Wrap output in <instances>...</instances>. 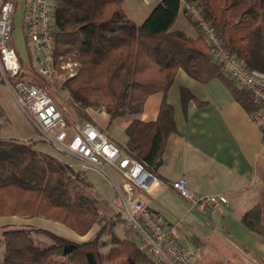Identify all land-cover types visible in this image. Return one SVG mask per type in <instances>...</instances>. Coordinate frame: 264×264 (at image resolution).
Wrapping results in <instances>:
<instances>
[{
  "label": "trees",
  "instance_id": "obj_1",
  "mask_svg": "<svg viewBox=\"0 0 264 264\" xmlns=\"http://www.w3.org/2000/svg\"><path fill=\"white\" fill-rule=\"evenodd\" d=\"M182 1L201 10L227 52L246 68L264 72V0H159L141 23L128 15L124 0H55L53 10L54 73L63 79L53 73L49 85L67 92L78 124H93L91 111L105 112L110 123L131 117L121 148L154 175L167 138L176 131L174 110L164 100L157 120L147 122L139 116L150 96L169 93L179 71L201 83L221 80L253 119L261 111L250 92L216 62L201 30L197 38H190L174 29L182 10L197 26ZM67 64L72 71L63 68ZM179 91L186 110L195 97L185 86ZM34 144L0 139V218L40 216L79 237L95 225L99 229L87 240H73L29 222L5 226L0 264H158L135 240L115 235L122 213L110 221L100 215L97 200L84 192L96 190L86 172L39 152ZM249 216L245 224L261 232ZM34 234L51 243L40 245ZM105 235L111 236V247L104 253Z\"/></svg>",
  "mask_w": 264,
  "mask_h": 264
},
{
  "label": "crops",
  "instance_id": "obj_2",
  "mask_svg": "<svg viewBox=\"0 0 264 264\" xmlns=\"http://www.w3.org/2000/svg\"><path fill=\"white\" fill-rule=\"evenodd\" d=\"M15 1L17 6L18 0ZM29 1L25 0L27 6ZM154 1L156 4L157 0ZM145 4L150 6L151 1ZM27 6L22 19L24 32ZM124 8L135 21L125 4ZM183 13L182 10L174 29L190 38H197L199 31L188 25L186 20L179 24L181 16L185 18ZM15 14L16 10L13 23ZM180 86L187 87L195 97L186 110L181 106ZM164 100L173 107L176 131L168 136L161 163L156 169L155 176L160 183L151 193L137 190L136 196L188 248L194 264H264V126L256 125L253 117L234 99L229 87L219 79L201 83L184 71H179L167 95L158 93L146 100L140 119L147 122L157 120ZM102 115H106L108 128L106 131L100 130L125 155L121 147L127 137H118L112 128L117 121L110 123L105 112L91 111L92 120ZM88 173L99 174L87 171V177ZM110 173L121 186L122 175L115 169H110ZM180 178L188 180V189L192 194L201 197L224 195L228 205L222 212L194 208L171 186ZM164 193L172 195L179 206V213L187 218L188 223L183 229L178 223L165 226L164 218L170 206L156 201ZM117 200L120 201L118 193ZM102 201L106 210L113 215L123 213L108 205L106 199ZM246 214L250 215L251 221L261 232L253 231L245 224ZM121 222L115 226V232ZM93 231L79 239H89Z\"/></svg>",
  "mask_w": 264,
  "mask_h": 264
},
{
  "label": "built area",
  "instance_id": "obj_3",
  "mask_svg": "<svg viewBox=\"0 0 264 264\" xmlns=\"http://www.w3.org/2000/svg\"><path fill=\"white\" fill-rule=\"evenodd\" d=\"M54 6L55 0H30L25 12L26 36L34 48L37 72L47 78L54 73ZM182 8L192 16L206 37L216 62L261 105L254 122L263 127L264 72L246 68L236 56L227 52L198 7L182 1ZM15 9V0H0V79L23 115L55 152L76 159L84 171H95L111 181L120 195L125 219L138 234L143 248L158 264H194L185 245L136 196L137 190L151 193L160 180L141 163L123 155L120 148L92 123L70 124L46 88L20 78L22 62L12 44ZM110 169L122 175L121 186L112 178ZM171 186L194 208L222 212L228 205L224 195L201 197L192 194L186 178L174 181Z\"/></svg>",
  "mask_w": 264,
  "mask_h": 264
},
{
  "label": "rangeland",
  "instance_id": "obj_4",
  "mask_svg": "<svg viewBox=\"0 0 264 264\" xmlns=\"http://www.w3.org/2000/svg\"><path fill=\"white\" fill-rule=\"evenodd\" d=\"M151 1V5H146L145 3H148ZM147 2L144 0H124V4L126 9L131 13L132 17L137 21L138 23H141L145 20V18L148 16L150 11L155 5L154 0H149ZM145 2V3H144ZM27 6V3H25V0H18L17 6H16V14L14 19V34H13V45L15 49L17 50V53L19 57L21 58L22 62V70L25 73L23 75V78L29 81H32L33 83H36L38 85L43 86L47 89L49 95L54 99L56 105L66 114V116L73 122V124H78L80 122V119L76 117V114L73 110V108L70 106V98L68 97V94L64 90H57L55 87L49 85L50 80L53 79L47 78L44 76L39 75L37 72V63L35 60V52L33 45L28 42L27 39V32H24V29L22 28V19L23 14L25 11V7ZM15 13V12H14ZM185 15V13H183ZM14 17V16H13ZM188 25H191L194 27L197 31H200V29L197 26H194L191 24V20H189V17L185 15V18L181 16L180 22H186ZM25 23V22H24ZM68 68L69 71H72V65L67 64L63 66V68ZM54 75L58 77L59 79H63L62 75L57 76V72L55 71ZM0 79V139H12L19 142L24 143H35L34 147L39 152L49 154L52 156L57 157L59 160H61L63 163L70 165L74 168V170L78 171H84L82 169V164L77 161L76 159H73L67 155H63L60 153H57L53 150V148L46 142L42 141V137L40 133L32 126L30 121L23 115L19 107L17 106V103L15 102L12 94L9 92L7 87L4 85V82ZM238 85V84H237ZM106 115L99 116L98 119L93 120V124L95 127H97L99 130L106 131L108 128V123L106 121ZM131 117L128 115L119 117L117 122L112 125L113 131L118 135L125 138V129L127 125L131 121ZM119 141V140H118ZM87 172V171H84ZM88 178L91 182H93L97 189L95 191L87 188L84 190V192L90 196L93 200H97V207L100 212V215L105 218L107 221L112 220V218L115 217L116 214H112L106 210V207L103 205V199H106L108 202V205L114 206V208L119 209L120 211H123V205L120 203L119 200H117V192L114 190L111 182L106 177L96 174V173H88ZM80 185V183H79ZM82 188V185H80ZM182 198V197H181ZM156 201H158L160 204L162 202H165L169 204L170 210L166 214L165 220V226L166 225H172L175 226L177 223L180 225V228L183 229L185 224L188 223V220L186 217L182 216V214L179 213V206L176 202V200L172 197V195L168 193L162 194ZM155 201V202H156ZM172 210H176L177 212H174ZM124 215L122 213V224H118L116 232L114 230L115 235H120L121 237H129L137 242V244L143 248L142 241L140 240L138 234L135 232V230L132 228V225L129 221H124L123 219ZM164 217V216H163ZM29 222V224L34 225L39 228H43L46 230H49L55 234L64 236L68 239L73 240H81L79 239V236L72 233L69 228L65 227L59 222H56L51 219H46L44 217H32L31 220L24 219V218H0V251L3 254L4 253V245L1 242L2 239V231L5 229V226H19L23 223ZM120 223V222H118ZM168 223V224H167ZM168 227V226H166ZM94 232L99 229V225L94 226ZM169 229V228H168ZM94 232L90 235L89 238H91L94 235ZM36 242L40 243L42 246L49 245L51 242L50 240L41 234H34L33 235ZM119 237V236H118ZM103 240L108 246L103 248V252H108V250L111 247V236L105 235L103 237ZM188 249V248H187ZM146 250V249H145Z\"/></svg>",
  "mask_w": 264,
  "mask_h": 264
}]
</instances>
